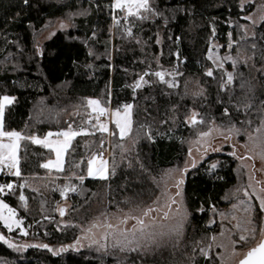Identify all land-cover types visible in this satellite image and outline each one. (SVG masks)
I'll return each mask as SVG.
<instances>
[{
	"label": "trees",
	"instance_id": "obj_1",
	"mask_svg": "<svg viewBox=\"0 0 264 264\" xmlns=\"http://www.w3.org/2000/svg\"><path fill=\"white\" fill-rule=\"evenodd\" d=\"M112 1L0 0V97H14L4 108L3 128L22 135L16 181L45 174L81 177L73 181L77 199L73 209L88 203L102 189L108 190V197L114 194L119 199L152 198L157 193L152 176L183 161L187 137L194 130H204L212 119L221 125L251 129L264 111V80L258 72L253 78L250 66L241 61V56H246L259 65L264 59V24L254 25L251 35H246L242 27L251 4L241 8L238 0H148V10L129 15L134 25L128 33L122 18L118 23L114 21ZM57 18L67 20L69 26L55 31L37 47L39 33ZM212 36L222 47L231 39L228 51L238 59L232 83L222 88V74L206 56ZM161 68L181 72L179 80L186 75L197 77L205 93L195 96L180 85H167L154 74ZM146 72L148 83L136 89L134 81ZM88 97H96L112 109L131 103L129 132L122 137L113 127L108 142L106 132L92 126L90 133L71 140L63 168L58 172L49 170L44 163L51 151L33 142L32 137L51 130L88 127ZM192 109L199 115L195 125L185 121ZM128 142L131 149L125 154ZM108 144L107 177H87L90 155H100ZM213 156L219 162L210 170L207 162ZM235 164L231 154L221 153L186 172L182 195L188 223L180 244L172 238L124 255L117 249L107 253L73 249L69 244L77 234L76 228L66 226L61 232L54 224L41 220L44 210L35 202L31 207H22L16 188L2 193L1 199L42 244L14 249L11 238L19 235L18 230L8 231L0 221V262L188 264L185 253L209 238L207 222L212 208L229 202L228 191L237 181ZM10 179L14 178L6 177L4 181ZM50 192L56 196L55 191ZM39 245H48L52 251ZM62 247L64 251H58ZM196 262L208 264L209 258L197 256Z\"/></svg>",
	"mask_w": 264,
	"mask_h": 264
},
{
	"label": "rangeland",
	"instance_id": "obj_2",
	"mask_svg": "<svg viewBox=\"0 0 264 264\" xmlns=\"http://www.w3.org/2000/svg\"><path fill=\"white\" fill-rule=\"evenodd\" d=\"M116 0L112 1V8L115 10L116 16L114 21L118 23L123 19V26L128 33H131L133 23L129 20V15L139 14L144 9H132V14L126 7H113ZM239 6L246 7L252 5L251 9L244 15L247 20L243 23L242 27L246 35H251L253 26L264 24V0H238ZM63 22L64 27H61ZM69 26V22L65 19L57 18L53 24L39 33L36 38V46L39 45L55 31L65 29ZM233 41L223 45L218 41L215 36H212L208 43L206 52L207 58L212 63L214 69L221 72L223 80L222 85L231 84L228 82V73H231L234 79L235 67L237 65V58L228 50ZM225 57H230L225 59ZM249 57L241 56V61L248 64L252 71L253 78L256 77L257 72L264 80V59L259 65L251 62ZM235 62V63H234ZM149 72V71H148ZM161 73L163 79L157 76L156 73ZM141 74L134 81V87L140 89L148 83L147 75ZM156 77L165 82L169 86L180 85L185 91L191 95L200 96L205 93V88L199 83V79L195 76H183L180 80L181 72H177L173 68H161L154 71ZM139 83V87L136 85ZM224 85V86H225ZM222 88V87H221ZM97 101L98 104H90L89 101ZM88 116L90 120L88 127H81L79 129H66L60 134L48 133L43 136H33L32 140L40 141L48 150L51 151V156L46 159L45 165L49 170L55 172L60 171L64 166L65 151L69 147L72 137L68 139L62 133L75 132L86 134L90 133L92 126L102 130V125L107 128L106 134L111 136L114 129L120 135V128L117 127L116 121H119L121 126L127 121L129 127L125 135L131 128L130 109H126L124 104L121 109L108 110L109 107L103 106L98 98H87ZM132 106V105H131ZM103 109L100 112L99 109ZM127 112V116L125 113ZM116 113L117 115H113ZM195 117V122H193ZM199 115L197 110H190L189 114L185 117V121L190 125H195L198 122ZM264 120V111L253 128L247 126L240 127L236 124L221 125L215 120H210L207 128L202 131H193L187 137L186 146L187 152L181 163L166 167L162 169L156 176H152L153 182L156 186L157 193L150 199H129L123 197L122 199L114 197L111 194L108 197V190H97L88 203L80 208L73 209L72 205L76 203L75 185L73 181L80 180L81 177H76L73 174L69 176H58L52 174L29 176L16 181V172L18 171L17 160L13 166L12 160L7 158L11 168L13 169L14 176L12 180L6 183H0V202L7 207L0 208V215L7 219V226L5 219H0L1 223L7 228L8 231L17 229L18 234L16 237L11 238V245L14 249L21 251L24 247L33 243H40L33 233L29 231L27 226L22 224V220L17 218L15 211L6 202L1 199V194L11 191L16 188L18 192L19 202L22 207H31L35 202L39 209H43L45 215L41 220L50 222L55 225L58 231H63V227L72 226L76 228L77 234L73 240L70 241L73 249H87L94 250L99 253L111 252L117 249L121 254H127L129 249L134 248L137 244L140 247L146 243L141 239V231L145 234H154L155 245L176 238L177 243L184 239V230L188 223V211L184 204L182 195V186L180 184L177 188V181L184 180L186 172L200 162H203L211 155L228 153L231 154L236 160L235 172L237 181L235 185L228 191L227 198L229 202L221 208H212L213 214L210 216L207 226L209 227V238L203 243H196V247L185 253L188 259V264H197V256L209 258L208 264H238L239 260L244 258V255L249 249L255 247L261 239H264V211L260 210V199L264 198V159L261 158V152L264 151V129L256 131L261 128V121ZM229 129H233L231 133ZM238 130V131H236ZM209 133L207 136H200V133ZM67 140V145L62 147L64 141ZM36 143V142H35ZM131 143L128 142L124 148L125 154L130 151ZM62 148L59 157V166L57 165V151L56 149ZM191 150V154H189ZM110 149L109 144L105 147L100 155L92 153L90 160L87 164L86 175L91 178L104 179L109 173ZM124 156V155H123ZM126 156V155H125ZM16 157V152H15ZM242 157V159H241ZM91 161V164L89 163ZM195 161V163H193ZM51 162V163H50ZM219 158L216 156L211 157L207 164L210 166L215 163L218 166ZM91 167L93 174L89 175V168ZM184 169V171H180ZM103 172V177L101 176ZM12 187L9 188L8 185ZM55 191L56 196L52 197L50 191ZM179 190L180 195H176ZM21 196L24 197L21 200ZM111 198V199H110ZM176 201L175 204L171 201ZM177 204L180 205L179 213L177 214ZM170 205V206H169ZM12 209V213L8 211ZM63 209V215H61ZM145 209H152L147 216L143 214ZM246 209H249L246 211ZM168 213V217H164V213ZM10 218V219H9ZM143 220V226L138 222ZM182 219V227L175 232L170 230L176 227L177 222ZM37 221V220H36ZM34 221V223L36 222ZM109 225L111 227H109ZM170 232L169 235L164 237L159 236V232ZM111 234V235H109ZM244 236L245 239L241 240L240 237ZM121 240V245L116 244V240ZM123 247V250H121ZM196 250V255L193 253ZM205 253H207L205 255ZM0 264H6L0 262Z\"/></svg>",
	"mask_w": 264,
	"mask_h": 264
},
{
	"label": "snow or ice",
	"instance_id": "obj_3",
	"mask_svg": "<svg viewBox=\"0 0 264 264\" xmlns=\"http://www.w3.org/2000/svg\"><path fill=\"white\" fill-rule=\"evenodd\" d=\"M25 2H27V0H25ZM113 7H126L128 10H129V13L132 14V9H144V10H148L149 9V2L148 0H116V3H114ZM159 14V13H157ZM261 19H264V16L261 17ZM61 27H64V24L63 22H61ZM230 57H225V59H229ZM235 63V62H234ZM209 75H211V71H209L208 73ZM157 76H160L161 79H163V76L161 73H156ZM228 82H231L233 80V76L231 73H228ZM137 87H139V83L136 85ZM223 87V85L221 86ZM12 101V98L11 97H7V96H4V97H0V110H2L3 108V104L4 102H8V103H11ZM90 104H98L97 101H93V100H90L89 101ZM132 106L131 105H125V108L126 109H130ZM247 107V105L245 106ZM100 112H103L104 110L101 108L99 109ZM225 114H227V109H225ZM114 116L117 115L116 113L113 114ZM125 116H127V112L125 113ZM193 122H195V117H193ZM117 123V127L120 128V135L123 137L129 127V124L128 122L126 121L125 124L123 126H121L120 122L119 121H116ZM102 127V130L103 131H107V128L105 126H101ZM261 129H264V120L261 121V128H258L256 131H260ZM233 129H229V132L231 133ZM238 131V130H236ZM65 137H67L68 139H70L71 137L77 135V133L75 132H71V131H68V132H64L62 133ZM209 133H200V136H207ZM0 136H8V137H14V138H19L20 137V134L17 133V132H0ZM34 142L36 143H40V141L38 140H34ZM67 140L64 141V144L62 145V147L66 146L67 145ZM4 149H7L8 150V156L9 158L12 160V163H13V166H15V163H16V157H15V149H16V143H15V140L12 141V143L10 144H0V160H3L4 159V155H3V150ZM61 150L62 148H58L56 149L57 151V165L56 166H59V157H60V154H61ZM189 154H191V150H189ZM231 155H235V152L231 153ZM261 158L264 159V151L261 152ZM242 159V157H241ZM51 163V162H50ZM91 164V161L89 162ZM195 163V161L193 162ZM45 167L49 166V165H44ZM217 167V164L213 163L210 168L211 169H215ZM180 171H184V169H180ZM93 172H92V169L91 167L89 168V175H92ZM101 176L103 177V172L100 173ZM16 175H19V171L16 172ZM183 181L182 180H178L177 181V188L179 189V186L180 184H182ZM9 188L12 187L11 184L8 185ZM176 195H180V192L179 190L177 191ZM24 197L21 196V200H23ZM171 203L175 204L176 201L172 200ZM170 206V205H169ZM4 207H7L6 205H3L2 202H0V208H4ZM179 209H180V205L177 204V214L179 213ZM152 209H145L143 214L145 216H147L149 214V212L151 211ZM249 209H246V211H248ZM260 210L261 211H264V198L260 199ZM8 211L10 213H12V209H8ZM61 211V215H63V209L60 210ZM164 217L167 218L168 217V213L165 212L164 213ZM0 219H5L2 215H0ZM10 219V218H9ZM142 226L144 224L143 220H139L138 221ZM5 223L7 226L11 227L10 224H8V221L7 219H5ZM182 223H183V220L180 219L177 224H176V227L172 230H170L171 232H175L177 229H179L180 227H182ZM109 227H111L109 225ZM262 231H264V229H262ZM170 232H164V231H161L159 232V236L160 237H164L166 235H169ZM111 235V234H109ZM0 239H3V237H0ZM141 239L146 241V243L143 245V247L145 249H147L148 245L149 244H152V243H155V235L154 234H145L143 231H141ZM241 240H244L245 237L244 236H241L240 237ZM121 240L120 239H117L116 240V244L117 245H121ZM11 247V245H9ZM159 246V245H157ZM38 247H42V248H47L49 251H52V249L49 248L48 245H39ZM140 247L139 244H137L136 247L134 248H131L129 249L130 251H136L138 248ZM123 250V247L122 249ZM58 251H64V248H60ZM53 254L55 255L56 253L53 252ZM207 253H205L206 255ZM239 264H264V239H261L260 242L253 248L249 249L248 252L244 255V258L241 259L239 261Z\"/></svg>",
	"mask_w": 264,
	"mask_h": 264
},
{
	"label": "crops",
	"instance_id": "obj_4",
	"mask_svg": "<svg viewBox=\"0 0 264 264\" xmlns=\"http://www.w3.org/2000/svg\"><path fill=\"white\" fill-rule=\"evenodd\" d=\"M4 96L11 97V98H12L11 103L13 102V99H14L13 96H10V95H2L1 97H4ZM9 104H10V103H8V102H4V104H3V108H2V110H0V132H17V133H19V132L16 131V130H5V129L3 128V111H4L5 106H7V105H9ZM108 110H110V108H108ZM63 131H65V130H61V131H53V130H51V131H47L46 134H48V133H52V132H53L54 134H60V133L63 132ZM19 134H20V133H19ZM78 134H81V133H78ZM78 134H77V135H78ZM75 136H76V135H75ZM75 136H73L72 139H73ZM21 139H22V135H21V134H20V137H19V138L8 137V136H0V144H5V145H7V144L12 143L13 140H15V143H16V149H15V152H16V160H17V149H18V145H19ZM3 155H4V159H3V160H0V174L2 173V171H3L7 166H10V163H9V161H8V159H7V158H9V156H8V150H7V149H4V150H3ZM44 165H45V164H44ZM10 167H11V166H10Z\"/></svg>",
	"mask_w": 264,
	"mask_h": 264
},
{
	"label": "built area",
	"instance_id": "obj_5",
	"mask_svg": "<svg viewBox=\"0 0 264 264\" xmlns=\"http://www.w3.org/2000/svg\"><path fill=\"white\" fill-rule=\"evenodd\" d=\"M13 172H14L13 169L10 166H7L2 171V173L0 174L1 175L0 183H6V181H4V178H6V177H14V176H16V175H14ZM10 180H12V179H10ZM10 180H8L7 182H9Z\"/></svg>",
	"mask_w": 264,
	"mask_h": 264
},
{
	"label": "water",
	"instance_id": "obj_6",
	"mask_svg": "<svg viewBox=\"0 0 264 264\" xmlns=\"http://www.w3.org/2000/svg\"><path fill=\"white\" fill-rule=\"evenodd\" d=\"M240 261V260H239ZM239 264V263H238Z\"/></svg>",
	"mask_w": 264,
	"mask_h": 264
}]
</instances>
